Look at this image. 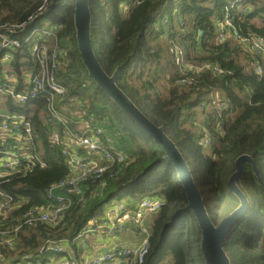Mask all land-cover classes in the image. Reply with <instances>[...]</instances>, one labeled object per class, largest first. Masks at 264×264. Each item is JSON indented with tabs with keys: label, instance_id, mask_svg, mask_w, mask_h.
Wrapping results in <instances>:
<instances>
[{
	"label": "trees",
	"instance_id": "obj_1",
	"mask_svg": "<svg viewBox=\"0 0 264 264\" xmlns=\"http://www.w3.org/2000/svg\"><path fill=\"white\" fill-rule=\"evenodd\" d=\"M43 4L44 0H0V26L24 24L26 28L15 34L22 47L14 52L9 64L11 72L21 79L23 72L36 71L33 63L19 62L29 58L31 44L23 41L32 27L41 26L42 20L60 25L57 79L66 89L67 98L80 103L81 108L74 105L73 112L93 118L101 127L103 122L106 130L119 133L133 160L100 196L88 198L83 206L71 196L72 205L63 223L37 225L21 232L9 252L11 264H51L62 258L52 251H35L47 237L66 240L72 250L77 249V234L89 221L99 219L105 198L113 195L155 197L164 202L149 223V251L143 264H205L201 232L187 209L188 200L174 168L165 161L164 151L87 74L77 48L74 1L47 0L46 6ZM88 4L90 38L98 63L107 76L117 73L118 88L176 145L191 170L213 225L217 226L239 206L229 191L235 162L241 156L252 159L261 183L252 166L244 163L237 185L249 206L226 237L224 251L230 264H264V60L244 53L233 38L222 42L217 37V25L228 14L239 36H254L264 42V0H88ZM175 17L181 18L177 28L173 26ZM163 35L175 40L182 53L180 58L183 55L186 63L215 66L220 73L203 70L193 74L192 86L179 85L184 75L178 71L175 52H168L170 44L165 49L168 55L158 45ZM240 55L246 60L245 65L240 63ZM257 66L261 67V74L256 72ZM161 77L169 85L164 98L154 94ZM216 93L225 108L200 112L204 118L199 134L193 128L196 109ZM1 105L8 113L28 117L35 133L34 153L45 164L0 182V192L21 204L12 213L16 218L30 208L48 206L47 191L64 179L68 165L60 148L49 142V134L60 127L49 121L42 99L24 105H14L6 99ZM72 117L79 118L74 114ZM69 128L75 130V124ZM205 133L209 136L208 147L201 144ZM105 194L107 197L103 198Z\"/></svg>",
	"mask_w": 264,
	"mask_h": 264
},
{
	"label": "built area",
	"instance_id": "obj_2",
	"mask_svg": "<svg viewBox=\"0 0 264 264\" xmlns=\"http://www.w3.org/2000/svg\"><path fill=\"white\" fill-rule=\"evenodd\" d=\"M46 3L47 0H44L43 6H46ZM47 24L48 28L32 27L23 41L25 44H31L36 35L28 60L19 61L33 63L36 71L23 72L21 79L14 72H7L5 77L0 78V97L10 100L14 105H24L39 99L44 101L49 121L60 127L59 131L53 130L49 134V142L60 148L61 155L68 165V173L62 181L48 189L46 199L49 204L46 208H30L16 218L12 217V213L20 208V202L14 200L11 195L0 192V264H11L9 252L13 250L21 232L37 225L57 226L63 223L66 212L72 205L71 196H74L77 204L83 206L88 198L100 196L108 183L133 160L132 155L125 150L119 133L109 134L93 118L81 119L82 113L73 112L75 99L67 98L66 89L57 79L60 66L58 35L61 26ZM162 25L168 28L165 23ZM18 29L22 32L26 28L24 24L0 26V69L2 63L11 64L14 52L22 47L20 40L15 37ZM217 35L218 40L222 42L233 38L236 44L264 60L263 40L254 36H239L228 14L217 25ZM180 61L182 60H177V68L184 78L179 80V85L192 86L193 74L203 70L220 73L215 66L192 65ZM256 72L261 74L260 66L256 67ZM209 108L218 111L225 108L219 94L211 96L209 102L201 105L200 111H207ZM73 114L79 118L74 120ZM72 123L75 124V130L69 128ZM217 129L220 133L223 132L219 124ZM34 134L26 115L11 114L6 110L0 112V182L10 176L25 175L36 167L45 166L43 160L34 153ZM201 142L204 147L209 146L208 133L204 134ZM68 185H72L73 189L65 192L64 188ZM60 191L63 193H58ZM123 200L138 201L123 204ZM163 205V200L155 197H122L111 204L99 220L89 221L74 240L83 242L85 238L100 236L113 238L123 233L130 224L137 226V229L145 234L138 245L118 247L84 261L72 256L70 244L66 240L55 241L47 237L35 251H52L63 255V259L55 264H106L116 261H119V264H143L149 251V227L147 228L145 222Z\"/></svg>",
	"mask_w": 264,
	"mask_h": 264
},
{
	"label": "water",
	"instance_id": "obj_3",
	"mask_svg": "<svg viewBox=\"0 0 264 264\" xmlns=\"http://www.w3.org/2000/svg\"><path fill=\"white\" fill-rule=\"evenodd\" d=\"M73 1L77 48L89 78L142 132L164 151L165 161L174 168L188 200L187 209L194 215L201 232L200 248L205 264H230L229 257L224 251V242L234 225L243 218L249 206L248 200L239 189L237 182L243 164L248 163L252 166L255 176L261 183L258 169L249 156H241L237 159L235 162L236 170L229 179V191L238 199L239 206L229 216L221 220L217 226L213 225L205 209L200 191L194 183L191 170L176 145L166 136L162 127H157L118 88L116 84L117 73L110 77L107 76L98 63L90 38L91 12L88 0ZM72 189L73 186L68 185L64 191L67 192Z\"/></svg>",
	"mask_w": 264,
	"mask_h": 264
},
{
	"label": "rangeland",
	"instance_id": "obj_4",
	"mask_svg": "<svg viewBox=\"0 0 264 264\" xmlns=\"http://www.w3.org/2000/svg\"><path fill=\"white\" fill-rule=\"evenodd\" d=\"M180 22H181V18L180 17H175L174 18V21H173V23H174L173 26L177 28L178 27V24ZM41 26L43 28H48V24H47V22L45 20H42ZM159 27L161 28V25H159ZM164 30L167 31L168 28H164ZM35 41H36V35L33 37V40H32V43H31V47L35 43ZM175 43L176 42H175V40L173 38H171V37L168 38L167 35L166 36L163 35L161 38H159L158 45H161L160 47L163 50H165V49L168 50L169 48H168V45L167 44H170L171 49H170V51L168 50V52L169 53L171 51L172 52H175L176 57H177V60L178 59L179 60H182V61H180V63L186 62L185 59L182 58L183 55H181V59H180V54H182V53H180V51L178 50L179 47ZM241 49L243 50L244 53H248V50L245 49L244 47L241 46ZM166 50H165V52L167 54V51ZM166 54H165V56H166ZM239 61L243 65L246 64V60L244 59V57L242 55L239 56ZM161 62L163 63L164 60L162 59ZM176 64H177V62H176ZM0 70H1V72H0V78H3V77L6 76L7 72H10L11 71V68L9 67V64L2 63ZM168 89H169V85H168L167 80L161 77L160 80H159V82L157 83V87L155 89L154 94L157 95V96L158 95H161L160 98H164V96L167 95ZM4 101L5 100H3V97H0V112H3L5 110L4 105H1L2 102H4ZM74 105L77 108H81L80 103L77 101V99H75ZM196 112H197V114H196V120L193 122V128H195L197 130V132L200 134V132H201V126H202V122H203V118L204 117L200 114V112H201L200 111V108L199 109H196ZM13 114H16V113H13ZM87 118L88 117H84V116L81 117V119H87ZM101 125H102V127L105 129V131L107 133H109V134L114 133V131H112V130H106L103 122H102ZM105 197H107L106 194H105V196L103 198H105ZM119 199H120V196H117V195H113V196H110V197L105 198V201H104V203L102 205V212L101 213L104 214V212L106 211V209H108L111 204L116 203ZM103 214H101L99 218H101ZM151 219H152V216L148 217L147 220H146V222H145V225L147 226V228L149 227L148 221H151ZM120 236H121L120 239H123V240L127 241V242H124V244L127 245V246H129V245H138L141 242V240L145 237V234L142 233L140 230H138L137 229V226H133V225H130L129 224V225L126 226V229H125L124 234L123 235H120ZM85 239L88 240V239H92V238H85ZM128 242H130V243L128 244ZM120 247H124V246H120ZM104 248L105 247L101 244L100 246H98L97 250L98 251H103ZM52 259H53V257H51V260ZM59 260H60V258L54 259V261L52 262V264H55ZM119 263H120L119 261H116V262H111V263H106V264H119ZM24 264H27V263H24Z\"/></svg>",
	"mask_w": 264,
	"mask_h": 264
},
{
	"label": "crops",
	"instance_id": "obj_5",
	"mask_svg": "<svg viewBox=\"0 0 264 264\" xmlns=\"http://www.w3.org/2000/svg\"><path fill=\"white\" fill-rule=\"evenodd\" d=\"M138 200H135L134 202H137ZM124 203L129 202L128 200H124ZM132 202V201H131ZM132 202V203H134ZM148 223H150V221H148ZM125 232V231H124ZM118 234L113 238H109V237H105V236H100V237H93L92 239H88V240H84L83 242L80 241H75L76 245H77V249L72 250L71 246L70 251L72 253V256L78 260H90L92 258V256L96 255V254H100L103 252H107L110 251L112 249L118 248L120 246H127L124 244V242H127L123 239H120V235L124 234ZM130 242H128L129 244ZM103 245L105 248V250L103 249V251H98L97 248L100 245ZM124 244V245H123ZM77 255V257H75ZM62 258H60L61 261ZM28 264H32V263H28Z\"/></svg>",
	"mask_w": 264,
	"mask_h": 264
},
{
	"label": "bare ground",
	"instance_id": "obj_6",
	"mask_svg": "<svg viewBox=\"0 0 264 264\" xmlns=\"http://www.w3.org/2000/svg\"><path fill=\"white\" fill-rule=\"evenodd\" d=\"M121 203H123V204H124V202H121Z\"/></svg>",
	"mask_w": 264,
	"mask_h": 264
}]
</instances>
